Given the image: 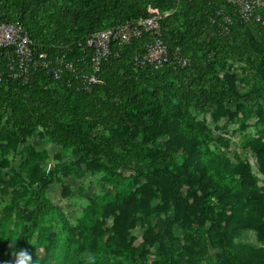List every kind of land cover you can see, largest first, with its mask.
Wrapping results in <instances>:
<instances>
[{"label": "trees", "instance_id": "obj_1", "mask_svg": "<svg viewBox=\"0 0 264 264\" xmlns=\"http://www.w3.org/2000/svg\"><path fill=\"white\" fill-rule=\"evenodd\" d=\"M149 6L171 12L161 22L168 59L159 70L133 64L151 42L146 33L112 46L100 84L89 92L69 72L55 79L36 69L25 84L0 81L5 166L29 139L54 144L73 161L46 173L44 158L31 147L16 154L11 180L24 188L0 211V264L13 259L10 243L39 264H79L86 249L101 264H208L210 250L214 264H264V180L239 156L212 152L213 135L190 114L212 110L241 131L262 124L263 29L245 25L225 0H0V23L21 24L34 48L51 59L80 54L87 60L90 51L83 55L78 41L147 17ZM219 11L232 26L228 36L210 38V19L219 21ZM225 64L233 72L220 76ZM245 147L264 176V132ZM61 171L77 178L101 174L107 186L74 226L45 195ZM247 231L259 246L239 240Z\"/></svg>", "mask_w": 264, "mask_h": 264}, {"label": "built area", "instance_id": "obj_2", "mask_svg": "<svg viewBox=\"0 0 264 264\" xmlns=\"http://www.w3.org/2000/svg\"><path fill=\"white\" fill-rule=\"evenodd\" d=\"M234 6L242 22L247 26H259L264 30V0H225ZM148 16L139 18L135 22H126L121 25L94 32L77 42L76 46L81 53L90 51L89 59L80 54L67 58V55H55L52 59L40 48H34L28 34L19 23H0V62L4 58L3 71H0V81L6 76L10 80H18L25 84L32 70L41 69L58 79L64 72H69L78 81L80 88L89 92L95 85L100 84L99 73L103 62L111 53L113 45L119 48L139 39L144 34H151V42L146 46L141 56H135V67L150 66L159 70L168 59V49L161 36V22L171 12H160L148 7ZM219 21L210 19L214 26L209 37H226L232 26L229 15L219 11ZM71 50H68L70 55ZM81 54V55H82ZM182 67L188 63L186 59H179Z\"/></svg>", "mask_w": 264, "mask_h": 264}, {"label": "rangeland", "instance_id": "obj_3", "mask_svg": "<svg viewBox=\"0 0 264 264\" xmlns=\"http://www.w3.org/2000/svg\"><path fill=\"white\" fill-rule=\"evenodd\" d=\"M219 70L220 76L233 72V70L229 69L228 64L219 67ZM253 72V69L246 71L250 85L256 82V79L251 76ZM190 114L194 123H201L213 135L215 141L209 146L212 152L222 153L231 160H234L235 156H239L247 161L254 176L259 180H264V176L258 172L254 156L245 147L247 141L264 132V121L257 128L251 126L245 131H241L237 127V124H230L217 119L213 115L212 110L199 111L197 109H191ZM218 140L223 141V143L218 142ZM27 146L31 147L35 153L42 155L41 157L44 158V161L41 163V166L46 173L54 165L73 162L66 152L61 151L54 144H43L33 139H29L27 143L20 144L15 154L13 152L9 154L8 159L10 160V164L8 166H5L2 158H0V190H3L0 193V211L8 205L9 199L14 192L22 191L24 188L20 181L11 179L13 177V171L16 170L17 164L20 163V158L17 155L22 153L23 149ZM21 158L24 159V157ZM7 182L10 184L5 185ZM44 190L46 198L54 206L60 208L69 224L74 226L80 218L82 211L89 205V200L102 198L107 190V186H104L101 174L92 175L86 172L82 177L77 178L72 174H63L61 171L56 172L55 177L45 185ZM239 240L247 244L259 246L257 236L252 231L245 232ZM209 259L208 264H214L216 262L215 251H209Z\"/></svg>", "mask_w": 264, "mask_h": 264}, {"label": "clouds", "instance_id": "obj_4", "mask_svg": "<svg viewBox=\"0 0 264 264\" xmlns=\"http://www.w3.org/2000/svg\"><path fill=\"white\" fill-rule=\"evenodd\" d=\"M9 247L12 249L10 255L13 257L10 264H39L38 259L26 249L17 250L15 243H10ZM79 264H101L100 256L96 252L86 249L81 253Z\"/></svg>", "mask_w": 264, "mask_h": 264}]
</instances>
